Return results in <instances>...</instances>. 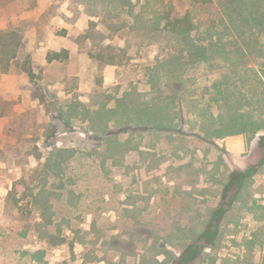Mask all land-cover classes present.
<instances>
[{
    "label": "rangeland",
    "instance_id": "374dc122",
    "mask_svg": "<svg viewBox=\"0 0 264 264\" xmlns=\"http://www.w3.org/2000/svg\"><path fill=\"white\" fill-rule=\"evenodd\" d=\"M4 29L0 264H264V0H0Z\"/></svg>",
    "mask_w": 264,
    "mask_h": 264
},
{
    "label": "trees",
    "instance_id": "16d2710c",
    "mask_svg": "<svg viewBox=\"0 0 264 264\" xmlns=\"http://www.w3.org/2000/svg\"><path fill=\"white\" fill-rule=\"evenodd\" d=\"M164 31L175 34L185 35L195 29L194 21L190 14H182L175 9H169L164 13ZM25 47L24 36L16 29H7L0 31V72L3 74L8 73L11 64L18 57L21 50ZM69 59V51L62 50L61 52H49L47 60L49 63L53 61H67ZM24 72L34 80L35 75L31 67L25 65ZM264 138H262V141ZM248 176V175H246ZM243 184L241 183L240 190ZM239 190V191H240ZM238 191V192H239ZM202 239V238H201ZM200 240V239H198ZM191 251L194 247L190 248ZM187 253L185 256H188Z\"/></svg>",
    "mask_w": 264,
    "mask_h": 264
},
{
    "label": "crops",
    "instance_id": "0c3cea01",
    "mask_svg": "<svg viewBox=\"0 0 264 264\" xmlns=\"http://www.w3.org/2000/svg\"><path fill=\"white\" fill-rule=\"evenodd\" d=\"M63 50H67V49H63ZM55 52H59V51H55ZM69 58H70V52H69ZM53 62H56V61H53ZM13 63L11 64V67ZM11 67L8 73H6V75L3 76V79L2 78L0 79V101L2 99L3 100L10 99V98L16 99V97L20 96L21 92L24 91L25 85H28V83H25L24 73L22 72L16 73V71L12 70ZM122 260L123 262L127 261L126 258ZM133 264H137V259L136 261L133 262Z\"/></svg>",
    "mask_w": 264,
    "mask_h": 264
},
{
    "label": "flooded vegetation",
    "instance_id": "af4514ba",
    "mask_svg": "<svg viewBox=\"0 0 264 264\" xmlns=\"http://www.w3.org/2000/svg\"><path fill=\"white\" fill-rule=\"evenodd\" d=\"M191 247H192V246H191ZM191 247H190V248H191ZM187 253H188V252H186V254H187Z\"/></svg>",
    "mask_w": 264,
    "mask_h": 264
}]
</instances>
